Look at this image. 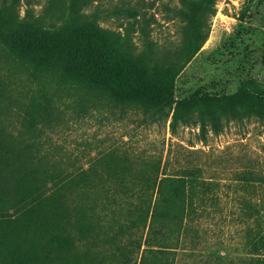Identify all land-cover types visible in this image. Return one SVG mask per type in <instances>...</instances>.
I'll return each instance as SVG.
<instances>
[{
    "label": "rangeland",
    "instance_id": "obj_1",
    "mask_svg": "<svg viewBox=\"0 0 264 264\" xmlns=\"http://www.w3.org/2000/svg\"><path fill=\"white\" fill-rule=\"evenodd\" d=\"M25 25L94 32L126 84L218 102L181 106L172 125L175 105L122 103L41 67L13 45ZM191 170L223 185L212 219L150 227L147 203L119 208ZM261 237L264 0H0V264H264L249 253Z\"/></svg>",
    "mask_w": 264,
    "mask_h": 264
},
{
    "label": "trees",
    "instance_id": "obj_2",
    "mask_svg": "<svg viewBox=\"0 0 264 264\" xmlns=\"http://www.w3.org/2000/svg\"><path fill=\"white\" fill-rule=\"evenodd\" d=\"M12 36L14 46L27 54L35 55V61L41 67L59 69L64 79L110 92L117 101L122 103L150 99L165 107L175 105L172 125L179 120L178 110L181 106L194 107L218 102L217 99L211 97L201 98L194 102H174L166 86L126 84L125 75L121 71L125 60L109 50L106 42L94 32L63 33L58 31L52 33L25 25L12 33ZM236 97L247 98L243 94ZM201 171L191 170L181 172V175L166 176L161 179L158 183L159 188L164 187L166 190L169 188V194H158L152 204L151 199L141 195L133 198L131 203H126L125 200L120 201L119 208L123 209V205L130 206L134 203L142 211L144 204L147 203L143 220H149L150 227L156 224H171L180 228L183 224L184 226L188 224V227L192 228L197 221L203 218L201 214L210 218L206 215V211L210 212L213 206L212 198L209 199L207 194L210 192L216 194L219 188L223 187V185L219 187L218 184H215L213 179L202 176ZM10 174L16 177L17 169L12 170ZM246 174L250 179L247 183L256 186L257 181L253 177L256 174L254 172ZM237 187L240 189L241 186ZM226 189L229 190L227 187ZM14 191H17L16 187H14ZM36 200L37 197L34 198L33 204ZM250 203L254 202L250 201ZM239 204L244 203L239 202ZM198 209H201L199 215L197 214ZM253 217L258 218V213L249 216L250 219ZM261 240L263 244L260 243L259 246L257 243L249 242L250 254L264 256V237H261Z\"/></svg>",
    "mask_w": 264,
    "mask_h": 264
}]
</instances>
